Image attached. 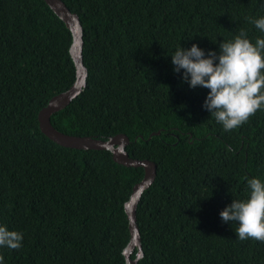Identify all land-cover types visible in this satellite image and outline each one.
<instances>
[{
	"label": "trees",
	"instance_id": "16d2710c",
	"mask_svg": "<svg viewBox=\"0 0 264 264\" xmlns=\"http://www.w3.org/2000/svg\"><path fill=\"white\" fill-rule=\"evenodd\" d=\"M82 25L86 85L50 121L58 131L129 138L156 164L136 208L138 264H264V242L235 237L219 211L264 180V110L225 131L202 107L207 89L173 69L180 44L218 49L264 14L258 0H62ZM216 42H213L215 41ZM69 28L45 0H0V223L22 233L3 264H126L124 203L144 176L106 149L57 144L38 112L76 68ZM136 249L131 257L135 256Z\"/></svg>",
	"mask_w": 264,
	"mask_h": 264
},
{
	"label": "clouds",
	"instance_id": "9594fccd",
	"mask_svg": "<svg viewBox=\"0 0 264 264\" xmlns=\"http://www.w3.org/2000/svg\"><path fill=\"white\" fill-rule=\"evenodd\" d=\"M258 3L264 7V0ZM246 19L264 33V14ZM169 55L174 71L181 73L190 88L208 90L202 107L225 131L238 128L257 110H264V35L253 41L242 28L231 38L220 40L216 50H205L196 43L189 47L180 44ZM246 184V196L232 198L219 216L225 223H236L234 232L239 240L264 242V180L250 177ZM22 239L21 232L0 223V248L18 249Z\"/></svg>",
	"mask_w": 264,
	"mask_h": 264
},
{
	"label": "water",
	"instance_id": "95a60500",
	"mask_svg": "<svg viewBox=\"0 0 264 264\" xmlns=\"http://www.w3.org/2000/svg\"><path fill=\"white\" fill-rule=\"evenodd\" d=\"M45 2L71 31L72 41L69 52L75 64L76 74L74 82L68 89L52 96L47 104L39 110L38 122L40 130L51 140L62 146L77 149H106L112 153V157L116 162L125 166H140L144 169L143 178L133 185L132 192L124 203L130 237L122 253L126 264H138L143 252L136 223V208L142 192L155 178L156 164L148 159L130 157L125 150L129 138L124 133H118L107 139H98L87 135H69L54 128L50 121L51 114L65 107L82 91L86 85L87 68L82 58V25L78 14L72 12L62 0H45ZM135 249V256L132 258L131 254Z\"/></svg>",
	"mask_w": 264,
	"mask_h": 264
}]
</instances>
